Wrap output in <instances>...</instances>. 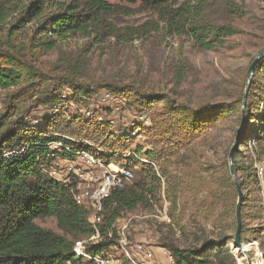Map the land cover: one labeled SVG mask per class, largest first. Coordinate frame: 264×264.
Segmentation results:
<instances>
[{"label":"trees","instance_id":"trees-1","mask_svg":"<svg viewBox=\"0 0 264 264\" xmlns=\"http://www.w3.org/2000/svg\"><path fill=\"white\" fill-rule=\"evenodd\" d=\"M122 1L139 4L144 12L159 14L168 34H186L201 50L223 47L228 37L239 32L229 18H239L244 13L235 0L222 1L220 11L226 17L222 21L214 20V3L207 1L194 4L185 0ZM116 9V5L106 0H0V89H19L8 97L5 111L0 114V264H86L76 257L73 248L76 241L95 233L89 221L90 211L76 204L74 183L58 182L40 171L41 166L52 163L54 152L49 150L48 143L60 140L58 136L72 138L73 141L65 142L74 150L95 153L107 164L122 163L130 169L140 166L136 159L124 157L134 143L133 139L117 137L108 123L99 121L98 113L91 118L73 113L69 104H64L61 98L63 91H71L72 96L66 101L81 104L102 88L80 83L78 72L73 67L57 68L50 74L36 63V54L53 51L60 41L73 36L92 37L95 34L96 40L97 37L103 40L119 37L117 30L107 22V17ZM16 13L19 16L7 23V19ZM34 21L37 23L28 42L19 41L18 34ZM7 25L9 27L3 35ZM150 27L159 31L158 24ZM129 39L133 36L130 35ZM263 62L257 64V71H263ZM104 89L127 97L129 105H137L140 109L152 107V103L158 100L166 101L163 117L145 130V133L148 130L160 131L161 157L174 152L177 145L189 142L194 132H205L209 125L210 106L189 110L183 106L175 107L167 97H145L130 87L106 86ZM34 98H37L36 101L31 102ZM236 103L242 105V98ZM59 104L63 105L58 114H45L40 125L29 126L30 119L27 117L33 111ZM170 123L177 131L169 126ZM181 135H185L186 139ZM244 135L245 131L241 137ZM255 139L257 142L264 139V119L260 120ZM25 143L29 145L25 156L4 158L5 151L20 148ZM97 148L102 152H98ZM235 152L244 158L243 152L239 153L238 149ZM242 159H234V170L236 173L244 171L247 180L253 183L255 175L252 167H247ZM146 168L141 167L142 177L137 183L114 190L105 202L104 221L100 227L105 241L92 246L90 253H100L115 242L113 226L123 213L153 208V198L160 191L161 183L154 169ZM233 186L236 187L235 184ZM232 215L233 235H222L194 250H181L173 245H167L168 249L178 261L187 264H215L211 259L215 251L214 257L220 260L218 264H226L221 257L229 253V243L235 242L236 201ZM51 217L56 218L61 234L36 223ZM245 229L242 220V243L245 242ZM111 230L115 237L108 239L106 237ZM261 246L264 247V240ZM228 258L235 264L232 255Z\"/></svg>","mask_w":264,"mask_h":264},{"label":"rangeland","instance_id":"rangeland-1","mask_svg":"<svg viewBox=\"0 0 264 264\" xmlns=\"http://www.w3.org/2000/svg\"><path fill=\"white\" fill-rule=\"evenodd\" d=\"M106 1L117 6L107 17V22L113 25L119 37L106 40L97 37L96 40L94 34L92 37L67 38L60 41L55 50L36 54L38 67L50 74L57 68L73 67L80 83L102 88L97 96L106 92V86L130 87L145 97H167L175 107L197 110L210 106L212 110L208 114L210 126L206 131L194 132L189 142L177 145L171 154L160 156L162 144L158 130H148L141 140H134L128 151L141 149L151 163H140L132 168L133 184L142 177V166L152 167L161 189L153 198L152 209L123 213L117 227L120 230L127 225L132 240L155 238L159 246L173 245L181 250L198 249L207 241H215L225 234L233 235L232 212L235 201L237 209L238 192L233 186L229 154L234 148V159L241 160L242 155L235 152L238 149L244 154L243 163L251 166L255 175L251 183L244 171L236 173L245 197L241 209L246 228L243 244L248 247V257L253 264H264V257L259 258L251 247L257 245L264 254L261 246L264 240V191L258 176V169H264V139L261 142L255 139L260 120L264 119V67L262 72L256 70L257 65L255 67L242 117L243 98L250 81L249 68L264 49V0H235L244 13L242 17H230L229 20L239 32L228 37L223 47L214 50L199 49L186 34H168L159 14L144 12L139 4ZM185 1L214 3V20L226 19L220 11L223 0ZM18 16L19 13L11 15L7 23ZM36 23H28L25 31L18 34V40L27 43ZM153 24L159 25V31L151 29ZM8 27L4 28L3 35ZM130 35L133 39H129ZM263 60L264 56L259 62ZM18 90L0 91V114L5 111L8 97ZM120 96L128 103L127 97ZM240 98L242 105H237ZM152 105L144 109L137 105L129 107L148 114L153 127L163 117L167 105L162 100ZM38 110V115L33 111L27 118L50 112L49 108ZM243 120L245 135L237 143L236 136ZM169 126L177 131L172 123ZM180 137L186 139L185 135ZM112 163L116 167L123 166ZM36 223L44 229L62 233L54 217ZM228 249L229 253L221 257L222 262L232 264L228 258L232 255L235 264H249L245 255L235 252L234 244L229 243ZM214 254L215 251L211 259L218 264L220 260Z\"/></svg>","mask_w":264,"mask_h":264},{"label":"built area","instance_id":"built-area-1","mask_svg":"<svg viewBox=\"0 0 264 264\" xmlns=\"http://www.w3.org/2000/svg\"><path fill=\"white\" fill-rule=\"evenodd\" d=\"M0 91H2L0 89ZM72 96L71 91H63L61 98L64 104L72 107V112L83 115L86 118L99 114V121L108 123L111 131L117 137L141 140L145 130L152 125V119L143 111H136L129 107L127 101H123L119 94L106 91L102 95H94L81 104L73 101H66ZM63 104L50 107L49 113H40L41 116L30 118L29 126H37L42 123L45 114L56 115L61 111ZM74 106V107H73ZM76 107V108H75ZM74 108V109H73ZM48 109V108H47ZM42 111V110H41ZM39 110L34 114H39ZM60 140L48 143V148L54 154L49 165L40 167L42 173L52 179L64 184H75L73 192L77 205L90 211L89 221L95 231L94 235L75 242L73 253L77 258L82 259L86 264H187L178 261L171 251L157 245V240L139 241L130 239L128 226L125 225L119 230L117 225L121 222V216L116 219L113 229L108 232V239L115 237V242L103 248L100 253H90L92 246H97L105 237L100 232L104 221L105 202L111 197L116 189H122L133 184V171L126 166H113L107 164L102 158L89 151L74 150L65 140L73 141L68 136H58ZM29 145L23 144L20 148L10 149L4 152L5 159L23 157L27 154ZM98 152H102L97 148ZM124 157L134 158L139 163L150 164L145 152L136 150L128 151ZM261 187L264 191V169H258ZM255 249L259 258L263 259L264 254L257 245L251 246Z\"/></svg>","mask_w":264,"mask_h":264},{"label":"water","instance_id":"water-1","mask_svg":"<svg viewBox=\"0 0 264 264\" xmlns=\"http://www.w3.org/2000/svg\"><path fill=\"white\" fill-rule=\"evenodd\" d=\"M263 56H264V49L258 55V57L253 61L252 65L249 68L248 78L250 81H249V84L247 85V89H246V92H245V95L243 98V106H242V117L243 118H244V113H245L247 95H248V91L250 88L251 80L254 77L255 67H256L257 63L259 62V60L261 58H263ZM243 126H244V120L242 121L240 129H239L237 136H236V142L237 143L240 140L242 130H243ZM235 146H237V145H235ZM233 162H234V148L232 149V151L229 154L230 172H231L232 178L234 180L235 186H236L237 191H238V202H237V209H236L237 231L235 234L234 245H235L236 249H241L243 251V255H245V257H247V259L249 260V264H253L248 257V249H246V246L241 242V232H242V211H241V209H242V203H243V193H242V189H241L239 183L236 180V172H235L234 167H233Z\"/></svg>","mask_w":264,"mask_h":264},{"label":"bare ground","instance_id":"bare-ground-1","mask_svg":"<svg viewBox=\"0 0 264 264\" xmlns=\"http://www.w3.org/2000/svg\"><path fill=\"white\" fill-rule=\"evenodd\" d=\"M246 249H248V247H246ZM235 252L238 253V254H240V252H241V254H243V251L241 249H236L235 248Z\"/></svg>","mask_w":264,"mask_h":264}]
</instances>
